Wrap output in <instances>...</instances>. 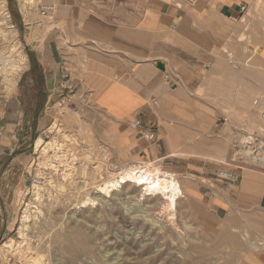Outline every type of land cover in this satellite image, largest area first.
I'll list each match as a JSON object with an SVG mask.
<instances>
[{"label":"rangeland","instance_id":"1","mask_svg":"<svg viewBox=\"0 0 264 264\" xmlns=\"http://www.w3.org/2000/svg\"><path fill=\"white\" fill-rule=\"evenodd\" d=\"M2 1L0 5L6 4L9 18L0 10V58L12 45L22 47L28 56V48L35 36L42 37L41 43L49 40L57 24L52 14L42 15L41 7L46 5L41 0H33L28 5V11L21 7L19 0ZM237 25L239 31L231 35L224 47L228 71L216 73L210 87L197 94L198 98L207 101L198 104L197 110L209 120L206 121L208 128L195 140L204 150L196 154L222 167L264 176V165L249 161L245 156V147H249L254 135L264 138V124L260 117L264 103L260 107L253 106L256 99L264 97L258 90L264 82V65L252 59L248 67L247 62L248 57L252 58L251 53L259 52L258 45L264 46V0H255V8ZM59 28L62 31V26L59 25ZM3 32L8 35L7 39L3 38ZM61 42L68 60L75 62V71L81 81L86 58L75 54L68 39H61ZM229 53L234 54L238 67L248 69L246 74L230 64ZM6 92L14 94L8 90ZM245 97L248 100L245 108L241 109L240 100ZM34 116L35 120L46 118L45 126L40 128L36 138L43 134L46 143L56 140L60 148L66 144L73 157H70L71 161L69 156L65 157L57 171L44 167L40 165L44 160L43 150L35 151V139L27 172L48 177L50 186L42 190L46 191L41 201L34 200V190H31L26 174L28 185L21 201L27 203H21L13 235L0 244L1 249L13 239L17 245L22 244L23 251L21 255H4L5 259L1 256L0 264L264 263V213L254 205L247 209L234 205L224 213L212 210L205 200L190 194L188 183L191 176L185 179L176 175L185 192V198L177 206L176 218L161 214L165 203L161 196L142 197L140 189L135 186L119 188L112 197L98 200V205L80 209L77 203L82 196L70 194L69 190L82 187L83 177H90L96 167L102 173L100 179L105 180L128 164L151 160L139 157L131 148L125 147L131 139L125 136L126 132L116 136L110 130V119L95 104L90 90L81 84L68 87L66 94L55 102L38 104ZM35 120L34 123L37 122ZM241 137H246V140H241ZM49 154L46 155L47 159H51L49 157L54 152ZM176 154L186 155L181 152ZM83 159L88 160L87 164ZM153 162L163 171L174 173L163 165V161ZM67 173L75 174V181L67 177ZM200 182L206 186L208 184L204 180ZM89 189L88 192L93 194V187ZM27 192L30 195L26 197ZM28 203H32L33 210L38 208L39 211L33 213L24 240L18 230ZM250 241H255L257 248H251Z\"/></svg>","mask_w":264,"mask_h":264},{"label":"crops","instance_id":"2","mask_svg":"<svg viewBox=\"0 0 264 264\" xmlns=\"http://www.w3.org/2000/svg\"><path fill=\"white\" fill-rule=\"evenodd\" d=\"M41 1L55 8L57 25L45 42L35 36L14 94L0 87V244L18 224L32 148L45 126L46 118L35 120L37 105L59 100L78 84L90 90L110 119V130L116 136L126 132L131 140L125 147L152 163L163 161L182 178L191 176L193 197L216 212L254 205L264 213V176L239 172L238 182L226 190V178L235 170L203 160L196 153L204 149L195 142L209 120L197 110L198 104L207 103L197 94L210 87L216 73L228 71L224 47L239 31L237 23L255 8V0H199L183 9L171 0ZM61 39L86 58L81 81ZM256 53H251L253 59ZM263 87L264 82L258 90ZM134 119L152 127L157 138L149 141L134 134L129 126Z\"/></svg>","mask_w":264,"mask_h":264},{"label":"bare ground","instance_id":"3","mask_svg":"<svg viewBox=\"0 0 264 264\" xmlns=\"http://www.w3.org/2000/svg\"><path fill=\"white\" fill-rule=\"evenodd\" d=\"M4 1L5 0H3L2 2ZM19 1L21 4V7L26 11H28V5L31 2H33V0H19ZM1 5L2 7L0 10H3L2 13L5 14L4 16H6V18H9V12L6 9L7 7L6 4L5 5L1 4ZM26 16L28 15L26 14ZM15 33H17V31ZM2 36L4 39H7L8 37V35L5 32L2 33ZM242 41L243 40H238V42H242ZM257 48L259 49V52H257L256 56H254V59L251 58V60L253 59L258 63H260L261 61V64H264V47L263 45L261 46L258 45ZM259 54L261 55L262 58H259ZM228 57H229L230 64H232L236 69H238L240 73L242 74L247 73L246 67L245 68L238 67L239 64L237 61H235L233 53L231 54L229 53ZM26 66H27V56L22 51V47H20L19 45L18 46L12 45L11 47L9 46L8 52H6L4 56L0 58V87L6 89V91L7 90L10 92L13 91L14 87L16 86L20 78L21 73L24 71ZM261 92L264 94V87L261 89ZM247 100L248 98L246 97L245 99L240 100L241 109L245 108ZM263 103H264V97H260L253 102V106L254 108L255 106L260 107V105H262ZM261 109H263V107ZM260 117H261V114H260ZM241 140L245 141L246 137H241ZM40 149L43 150L42 154L44 156V160H41L40 165L44 167H48V168L51 167L53 169H56V171L60 167L59 164H62L61 161L65 160V157L69 156V159L70 157H73V155L70 154L69 148L66 147V144L65 145L63 144V148H60V143H58L56 140L53 142L46 143L45 138L43 137V134L38 136L36 140V144H35V151H38ZM245 149L247 150L245 151V156L247 157L249 161L250 160L254 162L257 161L256 159L259 156H256V155H260L263 157L262 150H257L256 152L255 151L253 152L251 148L249 147H245ZM51 151L54 152V154L51 157H49L51 159H47L46 155H48ZM59 154H64V156L59 155ZM87 159H83L84 161L86 160L85 164H87V161H88ZM71 163H73V161ZM258 164H261V162H259ZM261 165H264V163ZM68 166H65V167H68ZM101 174L102 173L96 167L94 171L92 172V175L90 174L91 175L90 177L88 176L83 177L84 180L81 178L84 184L82 187L70 188L69 190L70 194H73V195L77 194L78 196H82V200L77 203V206H79L80 209H86V208H89L90 206L94 207L98 205L99 204L98 200H101L107 197H112L114 192L117 191L119 188L123 189L126 186L127 187L135 186L136 188L140 189L142 197H145V196H152L154 198L162 197L165 203L160 212L162 215L163 214H166L167 216L170 215L169 217L171 218V216H174V217L176 216V211H177V206L179 204V201L182 198H185L184 188H183V185L179 177L176 176L177 174H174L172 172H165L160 167L155 166L154 163H152L151 161H143L138 164L136 163L128 164L125 168H122L121 171L117 173L115 172H113V174L109 173L110 175L105 180L100 179ZM67 175H68L67 177H70L71 179L75 181V178H74V176H76L75 174L67 173ZM73 184H70V185H73ZM90 186H92L94 189L93 194L88 192L90 190L89 189ZM33 190H34L33 195H32L34 197L33 199L37 201H41L45 194L44 191L46 190L42 191L41 188H34ZM143 191H144V194H142ZM31 204L28 203L27 207L25 208L23 215L21 217V225L18 230L20 237L24 240L26 239L28 235V232H29V229L32 223L33 213H36L39 211V210L37 211L38 208H36V210H33V206ZM249 243H250L251 248H257V244L255 241H250ZM22 247H23L22 244L17 245L14 242V240L11 239L7 243H5L3 247L0 249V257L7 255V254L19 255L23 251ZM4 259H5V256H4Z\"/></svg>","mask_w":264,"mask_h":264},{"label":"built area","instance_id":"4","mask_svg":"<svg viewBox=\"0 0 264 264\" xmlns=\"http://www.w3.org/2000/svg\"><path fill=\"white\" fill-rule=\"evenodd\" d=\"M199 2V0H172V3H174V5L178 8V9H183L186 7H193L195 6L197 3ZM55 11V8L52 5H46L41 7V13L42 15L46 16L49 14H53ZM247 11V7L246 5H243L241 7V13L244 14ZM64 78L66 80L69 79V74L66 71L64 73ZM165 80L172 86H175V83L172 81L170 74H166L165 75ZM261 119L264 122V107L262 109L261 112ZM130 127L136 131L137 133H139L143 138H145L146 140L149 141H154L157 138V133L155 132V130L152 127H149L147 125H144L139 119H134L132 121L129 122ZM249 148H251V150L254 152H256L257 150H262V156L260 155H256L259 156L255 161V163H259L261 162V164L264 163V138L262 139V137L260 136H256L254 135V138L251 139V141L249 142ZM28 178L30 180V188L31 190L34 188H41L46 189L48 188V186H50V181L49 178L46 176H39L36 174H32V173H28ZM227 179V183H226V190H229L231 188L232 185L236 184L239 180V169L235 170L234 172H232ZM213 196L217 195V191H215V188L213 187ZM31 192V191H30ZM30 192H27V196L30 195ZM26 200V198H25ZM24 203L27 202H23L22 205ZM27 206V204H26ZM24 212V211H23Z\"/></svg>","mask_w":264,"mask_h":264}]
</instances>
